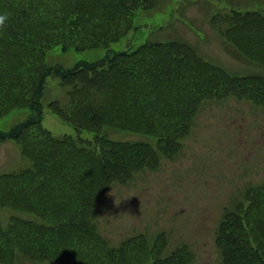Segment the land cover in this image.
I'll use <instances>...</instances> for the list:
<instances>
[{"label": "trees", "instance_id": "16d2710c", "mask_svg": "<svg viewBox=\"0 0 264 264\" xmlns=\"http://www.w3.org/2000/svg\"><path fill=\"white\" fill-rule=\"evenodd\" d=\"M157 1L0 0V14L8 16L0 30V118L13 109L31 110L26 119L0 129V143H17L31 163L0 174V210L29 216H11L6 224L0 218V264L19 258L193 264L188 244L164 254V233L152 245L143 234L112 245L96 225L98 204L108 188L129 185L162 158L172 159L204 104L236 98L264 108V76L233 74L176 39L146 41L71 67L46 62L57 45L63 51L85 50L126 37L136 29V12L153 10ZM210 21L230 53L264 67V14L232 8L214 13ZM49 77L66 87L67 102L54 99L46 107L91 137L56 136L43 125ZM110 128L155 141L112 140L105 133ZM233 203L215 234L221 264H264V181L246 186Z\"/></svg>", "mask_w": 264, "mask_h": 264}, {"label": "rangeland", "instance_id": "374dc122", "mask_svg": "<svg viewBox=\"0 0 264 264\" xmlns=\"http://www.w3.org/2000/svg\"><path fill=\"white\" fill-rule=\"evenodd\" d=\"M221 1L158 0L153 10L136 12V29L126 37L85 50L63 51L57 45L47 52L46 62L71 67L106 53L134 50L146 41L176 39L191 44L205 59L233 74L264 76L263 66L226 49L222 35L210 21L214 13L232 8L264 14V0ZM54 99L66 103V87L49 77L42 100L43 125L56 136L91 137V132L78 131L50 112L46 104ZM30 114L29 108L13 109L0 118V129L8 130ZM105 133L118 141H155L126 130L110 128ZM180 142V151L172 159L162 158L156 169L138 173L129 185L108 188L97 207L96 225L112 245L137 234H143L152 245L164 233V254L184 243L194 254L193 264H221L215 234L224 209L242 199L246 186L264 181V108L236 98L206 103ZM30 165L17 143H0V174ZM11 216L29 217L11 208L0 210L3 224ZM16 264L53 263L19 258Z\"/></svg>", "mask_w": 264, "mask_h": 264}, {"label": "clouds", "instance_id": "9594fccd", "mask_svg": "<svg viewBox=\"0 0 264 264\" xmlns=\"http://www.w3.org/2000/svg\"><path fill=\"white\" fill-rule=\"evenodd\" d=\"M7 19V14H0V30H2L6 26Z\"/></svg>", "mask_w": 264, "mask_h": 264}]
</instances>
